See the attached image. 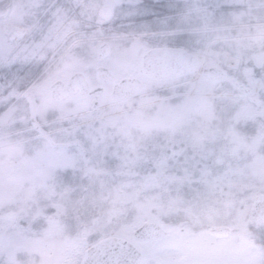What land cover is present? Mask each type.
<instances>
[{"label":"snow or ice","instance_id":"6c2138e0","mask_svg":"<svg viewBox=\"0 0 264 264\" xmlns=\"http://www.w3.org/2000/svg\"><path fill=\"white\" fill-rule=\"evenodd\" d=\"M222 22L259 47L196 80ZM146 101L159 117L133 135ZM210 109L219 125L189 127ZM218 202L220 230L171 211ZM0 264H264V0L0 9Z\"/></svg>","mask_w":264,"mask_h":264},{"label":"rangeland","instance_id":"374dc122","mask_svg":"<svg viewBox=\"0 0 264 264\" xmlns=\"http://www.w3.org/2000/svg\"><path fill=\"white\" fill-rule=\"evenodd\" d=\"M219 31L216 34V37L209 41L207 39V36H205V39L203 40V51L206 53V55L203 57L201 62V68L204 69L206 65L212 66V65H219V62H222V59L227 58L225 55L226 53L230 54V57L238 50L234 48V50H219L214 47V44L218 42H227L228 40H232L233 42L237 40H248L249 42H254L252 38H249L248 36H245L244 33L248 31L245 29L241 24L239 23H233V22H227L223 24L218 25ZM234 30H240L241 33H233ZM233 36H231V35ZM257 42V41H256ZM251 49V48H250ZM258 49V47H257ZM243 50V49H241ZM255 50V49H254ZM225 65V63L223 62ZM207 75L203 74V71L199 70L195 72L194 78L196 80H199L201 78H206ZM230 81V80H229ZM226 80L220 83H215L214 85V92L209 95V105H211V95L216 96H222L226 93H230L232 90L231 83ZM230 88V89H228ZM152 93H149L151 95ZM141 115L139 119L133 124L130 131L133 135L142 134L144 128L146 125L154 123L160 114V108L159 105L155 102L146 101L141 105ZM212 115L211 109L209 111V116ZM220 119H206L205 115L201 112H192L189 114L187 123L189 127L192 129H199L202 128L206 124H213V125H219ZM243 193L237 191L234 193V199L239 198ZM98 214H101L103 212V209H96ZM174 216H178L179 218L183 219H189L195 224V229L198 230V232L207 231L209 228L213 225H223L226 223L230 208L226 204L222 202H218L211 205H206L200 210H193V209H172L171 210ZM196 213V214H193Z\"/></svg>","mask_w":264,"mask_h":264},{"label":"trees","instance_id":"16d2710c","mask_svg":"<svg viewBox=\"0 0 264 264\" xmlns=\"http://www.w3.org/2000/svg\"><path fill=\"white\" fill-rule=\"evenodd\" d=\"M8 3H9V0H0V9H3V7L6 4H8ZM222 23H227V22H222ZM217 33L218 32H213V33L208 34L207 39L209 41L213 40L216 37V34ZM233 33L234 34L235 33H241V31L240 30H234ZM233 35H231V36H233ZM202 39H205V36H203ZM253 41L254 42H249L248 40L242 39V40H237V41L233 42L232 40L231 41L228 40L227 42H218V43L214 44V47L216 49L223 50V51H225V50L232 51V50H234V48L236 50L243 49V50L251 51V50L257 49V47H259L258 46V43L256 42V40H253ZM203 46H204V44H203ZM225 80H226V82L229 81L227 79H225ZM229 82L231 83V81H229ZM231 87H232V85H231ZM228 89H230V88H228ZM211 112H212V115L209 116V117L212 118V119H216V120L218 119L219 120V113H218V111L211 110Z\"/></svg>","mask_w":264,"mask_h":264},{"label":"water","instance_id":"95a60500","mask_svg":"<svg viewBox=\"0 0 264 264\" xmlns=\"http://www.w3.org/2000/svg\"><path fill=\"white\" fill-rule=\"evenodd\" d=\"M217 68H221L219 66H215V65H212V66H206L205 69H204V73L207 74L209 76L210 73H213L217 70ZM223 79L217 81V82H220L222 81ZM117 93H118V90H117ZM212 229H216V230H220V226H216V227H213Z\"/></svg>","mask_w":264,"mask_h":264},{"label":"flooded vegetation","instance_id":"af4514ba","mask_svg":"<svg viewBox=\"0 0 264 264\" xmlns=\"http://www.w3.org/2000/svg\"><path fill=\"white\" fill-rule=\"evenodd\" d=\"M10 2H11V0H10Z\"/></svg>","mask_w":264,"mask_h":264}]
</instances>
